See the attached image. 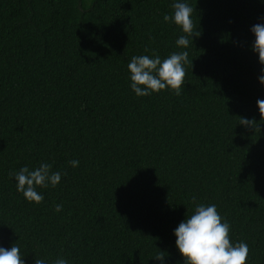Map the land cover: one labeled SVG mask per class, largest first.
Wrapping results in <instances>:
<instances>
[{
    "label": "trees",
    "instance_id": "16d2710c",
    "mask_svg": "<svg viewBox=\"0 0 264 264\" xmlns=\"http://www.w3.org/2000/svg\"><path fill=\"white\" fill-rule=\"evenodd\" d=\"M174 2L0 0V247L25 264H184L173 233L193 196L264 264V66L250 47L264 0H185L201 33L187 49L163 20ZM180 51L179 96L132 91L133 56ZM42 163L66 174L36 204L9 172Z\"/></svg>",
    "mask_w": 264,
    "mask_h": 264
},
{
    "label": "clouds",
    "instance_id": "9594fccd",
    "mask_svg": "<svg viewBox=\"0 0 264 264\" xmlns=\"http://www.w3.org/2000/svg\"><path fill=\"white\" fill-rule=\"evenodd\" d=\"M173 15H164L165 22H174L184 33L176 40L179 48L187 49L193 45L192 37L200 36V31L193 21L194 9L185 0H176L172 4ZM250 29L255 39L251 50L257 54L258 62L264 66V16L259 18ZM147 51V49L145 50ZM191 64L187 51L172 52L163 60L159 54L133 56L128 64L130 87L138 96H148L152 93L170 89L175 95L181 94L185 84V65ZM258 81L264 85V67L260 70ZM261 121H264V99L257 100ZM239 124L260 132L259 124L254 119L240 117ZM70 165L78 167L79 161L72 160ZM52 165L42 163L34 170L22 167L18 172L10 171L9 176L16 180L17 191L26 200L40 204L44 197L37 188L56 187L61 180L60 172H53ZM194 213L182 220L174 229L175 246L183 257L184 264H247L249 246L245 242L233 243L230 238V225L223 220L215 204L205 206L191 198ZM55 211H62V205H56ZM166 253L159 251L153 258L163 262ZM0 264H25L18 246L10 249L0 247ZM35 264H47L44 259H35ZM54 264H68L63 257H58Z\"/></svg>",
    "mask_w": 264,
    "mask_h": 264
}]
</instances>
